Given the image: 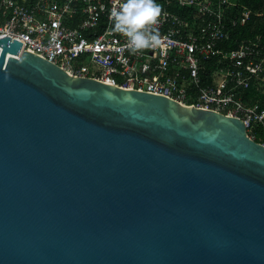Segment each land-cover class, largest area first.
<instances>
[{"label":"water","instance_id":"obj_1","mask_svg":"<svg viewBox=\"0 0 264 264\" xmlns=\"http://www.w3.org/2000/svg\"><path fill=\"white\" fill-rule=\"evenodd\" d=\"M22 42L0 37V264H264V146L241 118Z\"/></svg>","mask_w":264,"mask_h":264},{"label":"built area","instance_id":"obj_2","mask_svg":"<svg viewBox=\"0 0 264 264\" xmlns=\"http://www.w3.org/2000/svg\"><path fill=\"white\" fill-rule=\"evenodd\" d=\"M120 3L0 0V37L22 40L20 52L31 50L71 75L237 116L264 146V107L247 93L252 85L264 87V40L257 34L234 38L229 51L222 47L231 30L248 19L249 8L234 14L236 0H156L161 12L153 26L162 42L130 53L126 38L112 31L110 11Z\"/></svg>","mask_w":264,"mask_h":264},{"label":"clouds","instance_id":"obj_3","mask_svg":"<svg viewBox=\"0 0 264 264\" xmlns=\"http://www.w3.org/2000/svg\"><path fill=\"white\" fill-rule=\"evenodd\" d=\"M161 5L156 0H121L110 11L112 31L126 38L125 47L130 53L151 49L161 44L159 30L155 28Z\"/></svg>","mask_w":264,"mask_h":264},{"label":"trees","instance_id":"obj_4","mask_svg":"<svg viewBox=\"0 0 264 264\" xmlns=\"http://www.w3.org/2000/svg\"><path fill=\"white\" fill-rule=\"evenodd\" d=\"M238 5L234 9V14H237L239 10H242V6H246V8L250 9V15L247 20L243 24H239L231 30V39L223 44V48L225 51H229L230 49L235 47V43H233V39L241 40L245 38H252L257 34H260L262 40H264V0H236ZM174 11H178L177 13L183 14L184 11L180 7L172 8ZM231 8H229L230 10ZM231 11V10H230ZM233 14V13H232ZM227 23L228 19H225ZM212 64L206 65V71L210 72L212 69ZM248 96L252 97L251 99H257L259 104L264 107V87L260 89H255L252 85L247 90ZM255 140L259 138L254 137Z\"/></svg>","mask_w":264,"mask_h":264}]
</instances>
